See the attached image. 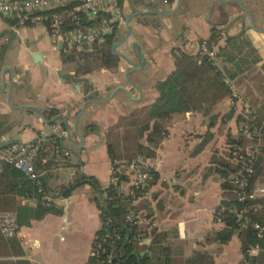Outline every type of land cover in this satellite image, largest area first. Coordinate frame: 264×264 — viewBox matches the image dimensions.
Returning a JSON list of instances; mask_svg holds the SVG:
<instances>
[{
  "label": "crops",
  "instance_id": "0c3cea01",
  "mask_svg": "<svg viewBox=\"0 0 264 264\" xmlns=\"http://www.w3.org/2000/svg\"><path fill=\"white\" fill-rule=\"evenodd\" d=\"M239 1L251 14L253 27L233 0H180L178 8V0H121L123 23L114 34L115 43L127 34L126 19L136 12H147L130 19V36L116 50L138 67L132 68L119 58L115 69L79 76L75 74L73 59L65 56L71 48L53 40L46 26L19 27L12 18L0 16V147L8 143L41 144L37 169L44 175L47 194L54 196H49L53 207L60 212L20 228L14 239L4 240L0 235V264H89L101 227L97 203L100 194L87 181L68 195L64 193L80 176L95 180L101 191L107 189L111 166L106 146L108 129L120 117L154 103L157 83L174 70L172 52L196 55L197 45L209 40L213 29L220 33L219 48L226 45L227 38L243 35L256 51L258 62L251 67L244 65L236 70L221 61L219 67L232 70L243 99L255 117L263 120L262 126L257 127L260 137L256 141L261 144L264 0ZM247 53L245 49L243 55ZM36 55L39 58L34 60ZM120 88L127 90L129 96ZM52 110L57 114L51 115ZM36 111L42 113L45 121L63 116L77 147L63 141V148L55 149L65 137V128L60 121L46 125ZM231 114L230 120L226 119ZM180 115L185 119L178 118L175 123L176 115L173 116L156 156L150 159V181L135 205L147 220L143 227L146 239L142 245L136 244L138 253L150 256L154 234H161V245L168 250L170 264H187L195 254L206 255V264H240L243 253L237 233L224 244L210 240L225 228L218 216L229 200V192L223 189L224 181L212 160L225 158L227 139L236 133L239 113L230 108L226 97L207 115ZM74 125L77 134L72 129ZM90 126H95V130L91 131ZM64 171H69V179L67 187L60 184L63 190L59 194L49 186L48 177H58ZM255 185L264 183L255 180ZM88 186L93 192L85 191ZM23 200L19 198V205L28 207Z\"/></svg>",
  "mask_w": 264,
  "mask_h": 264
},
{
  "label": "trees",
  "instance_id": "16d2710c",
  "mask_svg": "<svg viewBox=\"0 0 264 264\" xmlns=\"http://www.w3.org/2000/svg\"><path fill=\"white\" fill-rule=\"evenodd\" d=\"M220 33L213 29L211 37L207 40L209 44H218ZM115 44L114 34L109 36L105 43L93 47L89 51H77L71 48L65 56L73 58L78 64L76 68V76L86 74L94 70H110L118 67L120 59L112 53V47ZM247 55H243L244 50ZM255 49L251 45L249 39L241 35L238 37L227 38L226 45L219 48L218 57L223 64H231L236 70H240L242 66H252L258 62ZM174 58V70L163 81L156 85L157 99L154 103L137 108L126 116L120 117L117 122L111 126L106 134L107 153L111 161L128 159L131 160L138 156L147 159H153L156 151L161 145L162 140L168 133V127L174 115L202 112L205 115L217 106L223 99L229 95V90L224 84V77L234 80L236 75L232 70H228L224 66L223 70L218 69L205 57L190 55L180 50L172 52ZM264 69V65L262 66ZM51 115H56L57 111H50ZM233 114L227 116L230 120ZM245 120L241 116L237 118L240 123ZM258 117L255 119L257 127L262 126ZM95 126L89 129L94 131ZM229 137V136H228ZM229 139V138H228ZM227 144H234L231 138ZM256 141V139H255ZM244 142V140H243ZM242 142V144H243ZM245 143V142H244ZM226 146V149L228 147ZM225 149V158H213L212 164L223 179L222 187L229 192V200L224 203V211L219 212L218 218L225 223L222 231L214 233L210 238L221 244L230 241L232 236L237 233L243 253V261L240 264H264V249L255 259H249L247 256L248 247L258 242L254 231L249 228L240 229L233 215V210L243 207L244 204L236 202L229 177L236 172V167L229 163L231 158ZM227 158V159H226ZM255 180L264 183V127L261 129V147L257 155L254 165ZM87 181L99 192L97 199L98 207L103 222L109 220V228L121 234V240L115 246L114 262L118 264H170L171 260L168 255L167 248L161 244L164 241V235L154 234L149 252L152 256L145 254L140 257L135 243V227L125 221L127 206L116 201L104 204L103 196H112L113 192L107 188L103 191L97 186V182L89 177L80 176L70 186L64 195H68L71 190ZM39 187L25 176L19 173L11 166H5L0 173V211H13L16 213L17 222L20 228L29 227L33 221H40L49 214H60L53 205L43 206L40 202L36 207L20 206L19 198H32L40 200L41 195L38 194ZM41 189L45 190L44 181L42 179ZM252 204L259 207L258 212L254 216V220L264 224V198H260ZM102 232L98 233L100 236ZM91 262V261H90ZM208 257L206 255L195 254L187 264H206ZM209 264H213L209 262Z\"/></svg>",
  "mask_w": 264,
  "mask_h": 264
},
{
  "label": "built area",
  "instance_id": "2783aa9c",
  "mask_svg": "<svg viewBox=\"0 0 264 264\" xmlns=\"http://www.w3.org/2000/svg\"><path fill=\"white\" fill-rule=\"evenodd\" d=\"M120 2L121 0H0V16L12 18L19 27L44 25L53 40H60L62 45L69 48L89 51L105 43L123 23ZM220 42L217 45L207 41L200 42L196 47V55L207 58L220 69ZM224 84L229 90L227 99L230 108L245 119L237 123L236 133L231 136L234 144L228 145L226 149L231 155L229 163L237 169L229 177L233 196L236 202L246 203L243 207L234 209L232 213L240 229L249 228L254 231L258 242L248 247L247 256L249 259H255L264 249V224L254 220L259 207L252 204L264 198V186L252 184L253 165L261 147L255 139L260 137V134L254 123L255 114L243 99L235 81L224 77ZM41 148L39 142L8 143L0 147V173L5 166H11L39 187L40 200L24 198L23 201L28 207H36L39 202L43 206L52 205L49 195L41 189L44 175L36 165ZM63 153L67 156V152ZM151 163L150 159L142 156L131 160L111 161L107 188L113 195L103 196L104 204L116 201L127 206L125 221L135 227V243L141 245L146 239L143 227L147 220L136 211L135 205L139 195L149 184ZM109 224V220L103 222L101 218L98 233L102 234L98 236L97 233L95 236L89 264H118L114 262V249L121 240V234L110 229ZM19 231L16 213L0 211L1 237L4 240L14 239L19 236Z\"/></svg>",
  "mask_w": 264,
  "mask_h": 264
},
{
  "label": "water",
  "instance_id": "95a60500",
  "mask_svg": "<svg viewBox=\"0 0 264 264\" xmlns=\"http://www.w3.org/2000/svg\"><path fill=\"white\" fill-rule=\"evenodd\" d=\"M233 2H235V3H237L238 5H239V7H240V9H241V11L244 13V14H246V16L248 17V19H249V22H250V25H251V27H253V23H252V16H251V14L242 6V4L240 3V1L239 0H233ZM179 4H180V0H178V5H177V8L179 7ZM145 14H147V12H136L135 14H134V16L133 17H135V16H143V15H145ZM133 17H130V18H128V19H126L125 20V27H126V31H127V34H126V36H125V38L124 39H122L121 41H119L118 43H115L114 45H113V47H112V53L116 56V57H118V58H120V59H123L124 61H126L132 68H137L138 66L137 65H135L134 63H132L130 60H128V58L126 57V56H124V55H122V54H120V53H118L116 50H117V48L120 46V45H122L128 38H129V36H130V27H129V21H130V19L131 18H133ZM262 33H264V30L263 31H261ZM134 46V44L132 45V47ZM34 58V60H36V59H38L39 57L36 55L35 57H33ZM131 72V71H130ZM128 74L129 73H126V78H127V76H128ZM127 80V82L129 83V85H131L134 89H136L139 93H140V89L135 85V84H133L132 82H130L128 79H126ZM120 90L123 92V93H125L127 96H129V94H128V92H127V90H125V89H123V88H120ZM85 103H84V105H86L87 103H86V100L84 101ZM90 102H92V103H95V104H99V103H103V102H99V101H90ZM83 105V107H81V111L80 112H82V110L84 109V106ZM37 113H38V115H39V117L42 119V121L43 122H46V125H50L51 123H53L54 121H60L61 123H62V125L64 126V128H65V137L64 138H61L60 140H59V145H56L54 148L55 149H57L58 147H62L63 148V141H68L69 143H71V144H73L75 147H77V145L76 144H74L73 142H72V140L70 139V131H71V127H70V125L67 123V121H66V119L63 117V116H56V117H54V118H52L51 120H49V121H45L44 120V118H43V115H42V113L40 112V111H36ZM80 113H78V115H79ZM72 129H73V131H75V133L77 134V132H76V125H74L73 127H72ZM79 138H81V137H79ZM81 141H82V139H81ZM48 194H49V196H53V195H51L49 192H48ZM54 197V196H53ZM144 255V253H140L139 254V256L140 257H142ZM150 256H152V254H150Z\"/></svg>",
  "mask_w": 264,
  "mask_h": 264
},
{
  "label": "rangeland",
  "instance_id": "374dc122",
  "mask_svg": "<svg viewBox=\"0 0 264 264\" xmlns=\"http://www.w3.org/2000/svg\"><path fill=\"white\" fill-rule=\"evenodd\" d=\"M68 59H70V58L68 57ZM77 67H78V64L74 61V68L76 69ZM178 118L182 119V120L185 119L184 116L176 115L174 117V122L175 123H177L176 121H178ZM73 153H77V150H73ZM73 158H76V157L73 155ZM68 175H69V171H64L63 173L59 174L58 177L57 176L51 177V175H49V177H48L49 186L52 187L53 191L58 192L60 194L62 192V190H63V187H61L60 184L63 183L64 186L67 187V182H68V179H69ZM55 178H58V179H55ZM85 191L87 193H89L90 191L93 192V188L88 186V187H86Z\"/></svg>",
  "mask_w": 264,
  "mask_h": 264
}]
</instances>
